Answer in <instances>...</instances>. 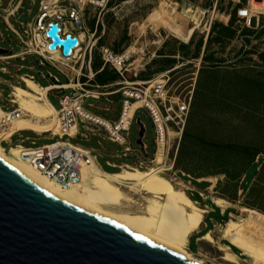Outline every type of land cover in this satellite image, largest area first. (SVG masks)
<instances>
[{
    "label": "rangeland",
    "instance_id": "1",
    "mask_svg": "<svg viewBox=\"0 0 264 264\" xmlns=\"http://www.w3.org/2000/svg\"><path fill=\"white\" fill-rule=\"evenodd\" d=\"M26 1L17 21L12 19L20 33L37 16L42 0H35L34 4L33 0ZM49 1L53 4V13L62 12L68 18L66 10L77 0ZM237 4L238 0H105L101 4L89 3L86 8L89 35L85 63L83 67L82 61L69 66L60 65L70 77H77L71 67L82 68L80 81L86 83L83 87L94 91V94L106 93L101 94L102 99L87 98L84 105L91 112L110 120H117L121 114L119 89L124 79L111 65L105 63V49L117 55L126 54L132 49L127 60V81L169 77L171 93L187 97L192 94L185 134L181 141H174L171 151L175 164L169 161L170 169L164 175L176 186L180 185L181 179L206 182H194L198 190H205L207 183H212L208 178L215 179L218 187L212 191L206 190L207 194L212 198L220 196L227 199L236 219L248 217L264 222V14L247 26L235 15ZM10 11L0 10L4 15ZM68 26L77 28L72 21L68 22ZM0 32L3 34L0 35V47L10 51L0 55L20 53L23 49L21 40L9 29L6 20L3 22L1 18ZM31 39L32 36L28 39L25 37L26 41ZM2 60L0 67L6 66L14 74H24L32 72L28 67L38 62V57L12 59L10 64ZM20 65L25 67L19 71ZM46 66L43 69L51 71L61 83H69L63 73ZM35 77L43 85L50 83L41 74L36 73ZM0 78L4 80L0 83L3 98L9 99L12 92L10 74L0 70ZM54 83L51 81L52 85ZM22 85L26 86L25 83ZM67 91L71 92L70 89ZM56 93L53 91L49 99L59 108L60 100ZM139 119L145 127L143 141L149 157L153 158L157 149V133L153 118L146 108H140L135 114L129 132L130 145L135 151L140 148ZM23 137H29L25 141L26 146H33V141L37 145L50 142L30 131L23 132ZM20 141V137L15 138V142ZM72 142L93 148L99 164L110 172L120 171V168L109 166L108 160L117 165L130 160L105 156L102 153L104 148L114 153L122 149L110 141L99 143L95 137L91 140L72 139ZM4 145L8 146V143ZM259 156L263 160L259 163L257 175L252 182L242 184L243 173ZM253 173L255 169L251 171V177ZM245 185L246 190L243 189ZM126 190L133 194L129 188L126 187ZM136 197L141 198V195ZM193 197L197 199L195 195ZM218 217V213L208 216L207 228L202 232L213 229ZM225 224L222 222V226L217 224L214 228L217 241L222 238L221 230ZM198 236H192L193 250L197 247ZM257 244L264 253V243ZM195 254L203 258L206 264H252V261L254 264H264V259H254L245 254L242 260L246 261L238 263L234 259H223V252L210 243H207L206 250Z\"/></svg>",
    "mask_w": 264,
    "mask_h": 264
},
{
    "label": "built area",
    "instance_id": "2",
    "mask_svg": "<svg viewBox=\"0 0 264 264\" xmlns=\"http://www.w3.org/2000/svg\"><path fill=\"white\" fill-rule=\"evenodd\" d=\"M103 1L105 0H77L75 4L67 8L68 18H66L62 12L56 11L53 13V4L42 0L37 16L27 23L23 33H20L6 21L9 29L21 40L23 49L20 53L7 55L8 58L3 59V62L10 64V61L15 59L13 56L25 58L28 54H34L39 56L41 64H49L63 73L68 78L69 84L72 82L77 83L75 87H68L66 84H62L59 78L52 73L43 74L44 77L51 78L55 82L53 84L55 87L48 90V86L40 84L41 88L47 89V95L51 90H55L60 100V107L56 112L58 133L55 134L52 130L39 132L42 134L50 133L51 136L50 142L41 145H37L34 141L33 146H26L18 142L11 143L6 147L8 151L11 150L12 146L20 147L18 156L23 161L33 164L47 177L55 180L65 188L82 182L85 166L94 160L97 161V157L91 148L73 143L70 139L65 138L70 136L73 130L77 132L80 124L84 125L87 130L104 133L111 142L122 148L117 155L120 158H129L130 160L121 164L119 166L120 170L124 168L131 170L148 169L155 162L160 151H162L165 162L159 165L168 169L171 166L169 161L172 160V165L175 164V157L172 159L171 151L174 141L176 139L181 141L185 134L192 107V94L187 97L171 93L168 87L169 77H158L153 80L139 82L127 81L125 73L128 71L127 60H129V57L124 56V54L117 55L109 49H105L103 51L105 63L111 65L124 79L120 82L122 86L119 89L122 98L121 114L117 120H110L85 108L84 103L87 98H100L101 94L106 95V93L97 92V94H94V91L86 89L83 87V84L86 83L80 81V75L70 77L60 64L69 66L71 63L77 64L82 61L81 67H83L87 56L86 40L87 35H89L86 8L89 3L101 4ZM252 1L238 0L237 4V17L243 20L247 26H251L256 18L264 14V7L254 9ZM69 21H72L77 28H69ZM55 22L59 24L62 39H66L68 35L78 39V43L69 50L68 54L64 52L62 45L54 49L49 47L52 39L47 35V31L50 25ZM20 24L24 26L23 22H20ZM0 35H3L2 32H0ZM29 36H32L31 41H26L25 37L28 39ZM9 52L8 50L7 53ZM57 53L60 55L59 58L54 56ZM73 67H71L72 71H74ZM2 69L10 74L12 92L9 99H4L0 90V133L9 129L15 120L32 116V113L16 99L14 91L17 85L23 87L22 83H25L24 76L35 80L34 76L19 74L18 72L11 73L6 66H3ZM18 70L20 71L21 67H18ZM68 89L71 92H68ZM135 103L140 104L130 115L132 106ZM140 108L148 109L155 123L157 149L153 158L149 157L147 146L143 141L144 136L142 137L143 144H140L138 151L133 150L129 142L130 127L136 112ZM139 123L142 124L140 119Z\"/></svg>",
    "mask_w": 264,
    "mask_h": 264
},
{
    "label": "bare ground",
    "instance_id": "3",
    "mask_svg": "<svg viewBox=\"0 0 264 264\" xmlns=\"http://www.w3.org/2000/svg\"><path fill=\"white\" fill-rule=\"evenodd\" d=\"M252 4L260 9L259 7H264V0H253ZM131 52L132 49H129L124 56L129 57ZM54 56L59 58L60 55L57 53ZM73 69L77 75L82 74V68L74 66ZM25 83V87H15L14 96L32 113V116L15 120L9 129L0 133V159L45 192L175 250L189 261L206 264L204 259L190 251L187 245L190 235L197 231L204 221L207 209L189 196L186 191L187 183L183 179L180 185L176 186L164 175L170 167L165 169L159 165L165 162L162 151L147 170L124 168L117 172H109L94 160L85 166L82 182L67 188L47 177L33 164L23 161L18 156L20 147L12 146L8 151L2 141L11 138L18 130L31 129L36 132L52 130L55 134L58 133L57 109L48 99V88L42 89L41 85L30 77H25ZM69 85L75 87L77 83L72 82ZM139 104L135 103L132 106L130 115ZM72 134H75V130ZM126 187L133 194L127 192ZM138 194L141 198L136 197ZM214 200L223 208L231 204L220 196L214 197ZM222 236L254 259H264V253L257 244L264 243L262 220L257 221L248 217L236 219L235 215H232L223 229ZM203 240L211 244L216 243L210 232ZM221 250L228 253L226 260L231 261L237 256L228 247L221 246Z\"/></svg>",
    "mask_w": 264,
    "mask_h": 264
},
{
    "label": "water",
    "instance_id": "4",
    "mask_svg": "<svg viewBox=\"0 0 264 264\" xmlns=\"http://www.w3.org/2000/svg\"><path fill=\"white\" fill-rule=\"evenodd\" d=\"M47 35L49 47L62 45L66 54L78 43L71 35L62 39L57 22ZM144 133L141 124L139 144ZM0 264L197 263L45 192L0 159Z\"/></svg>",
    "mask_w": 264,
    "mask_h": 264
},
{
    "label": "crops",
    "instance_id": "5",
    "mask_svg": "<svg viewBox=\"0 0 264 264\" xmlns=\"http://www.w3.org/2000/svg\"><path fill=\"white\" fill-rule=\"evenodd\" d=\"M35 3V0H33V4ZM3 4H4V6H3ZM27 4V1L26 0H0V10L1 11H10L11 9H12V6L14 5V7H13V9H12V11H10L9 12V14L8 15H4L2 12H0V18L3 20V22H4V19L6 20V21H8L11 25H13V27H15L14 26V24H13V22H12V19H14L15 21H17V17L19 18L20 17V15H21V12H22V10L24 9V7H25V5ZM6 7V8H5ZM40 8V7H39ZM21 10V11H20ZM17 14H18V16H17ZM3 17V18H2ZM31 22V21H30ZM2 41H5L4 39L2 40ZM27 56H37V55H34V54H28ZM26 56V57H27ZM13 57H15V59H17L19 56H13ZM25 57V58H26ZM38 57V62H36L35 64L33 63V64H31L28 68L30 69V70H32V72L31 73H24V74H27V75H29V76H34L35 77V74L36 73H38V74H41L42 76H43V78H45V79H47V80H49L50 81V83L49 84H47V85H43V84H41L40 82H38L37 80H36V77H35V80L34 81H36L39 85L41 84V85H43V86H48V89H51V88H54L55 86H53L52 84H51V81H53L51 78H46V77H44V75L43 74H48L49 72L50 73H52L51 71H49V70H47V71H45L44 69H43V67L45 68V67H47L46 65H49V64H41L40 62H39V56H37ZM6 58H8V57H6V56H3V55H0V59H6ZM20 59H22V60H25V58H23V57H19ZM1 62H3V61H1ZM50 66V65H49ZM2 67L3 66H1L0 67V70L1 71H3V72H6V71H4L3 69H2ZM19 67H21V69L22 68H24L25 66L24 65H20ZM9 70V69H8ZM7 73V72H6ZM9 74V73H8ZM19 74H21V73H19ZM25 77H28V76H24V81H25ZM1 82H4V80L3 79H1L0 78V83ZM62 84H66V86H68V87H72V86H70L69 85V83H62ZM53 91H55V90H51L50 92H49V94H48V99H49V96H50V94L53 92ZM96 99H102L101 97L100 98H96ZM104 99H106V100H110V99H108V98H104ZM50 100V99H49ZM52 103V102H51ZM52 105H53V103H52ZM54 106V105H53ZM55 107V106H54ZM56 109H58L57 107H55ZM25 131H30V132H33V133H35V134H37L39 137H41V138H43V139H47V140H50L51 141V136L49 135V134H47V133H39V132H36V131H34V130H31V129H23V130H19V131H17L16 133H14L13 134V136L11 137V138H9V139H4L2 142V144H3V146H5L4 144L5 143H8V146L11 144V143H18V142H15V138L16 137H20L21 138V141L19 142V143H23L24 145H25V141L26 140H29V137H23V132H25ZM95 137H97L98 138V142L99 143H101V142H103L104 140L105 141H110L107 137H106V135L104 134V133H100V132H96V131H94V130H92V131H90V130H87L86 128H85V126L84 125H82V124H80L79 126H78V130H77V132H75V134H71L70 136H66L65 138H68V139H70L71 141H72V139H77V138H82V139H85V140H91V139H93V138H95ZM111 142V141H110ZM74 143V142H73ZM113 143V142H112ZM33 144H34V141H33ZM76 144H79V143H76ZM79 145H81V144H79ZM8 146H5V147H8ZM83 146V145H82ZM86 147V146H85ZM90 148V147H89ZM92 149V151L94 152V154L96 155V157H97V154L95 153V150L93 149V148H91ZM102 153L105 155V156H109V157H113V158H119V159H123V158H120L118 155H117V153L118 152H116V153H114L113 151H111V152H108L107 150H106V148H104V151H102ZM97 161H98V158H97ZM126 162V161H125ZM99 163V162H98ZM124 163V162H123ZM122 163V164H123ZM107 164L109 165V166H111V167H118L119 168V166L121 165H117L116 163H114V162H111V161H107ZM101 165V164H100ZM101 167H102V165H101ZM103 168V167H102ZM104 169V168H103ZM104 170H106V169H104ZM108 171V170H107ZM110 172V171H109ZM243 179H244V177H243ZM197 180V179H196ZM202 180V179H201ZM208 180H210V181H212V183L209 185L208 183H207V187H206V189L205 190H198L197 189V187L194 185V181L193 180H188V181H186V180H184L186 183H187V186H186V188L188 189V194H189V196L195 201V202H197L199 205H202V203L204 202V205H202L203 207H205L206 209H207V212L205 213V218H204V221L202 222V224H201V226H200V228L197 230V231H195L194 233H192L191 235H190V237H189V241H188V245H187V247H188V249L190 250V251H192L193 253H201V251H203V250H206L207 249V243H209V242H207V241H205V240H203V238H204V236L208 233V232H210V233H212L213 234V236H214V228H216L217 227V224H219V226H222V222H226L227 223V221L232 217V215H234V210H232V208H231V206H226L225 208H223L222 206H220V205H218L216 202H215V200H214V197L212 198V196L211 195H209V194H207L206 193V190H210V191H212L213 189H214V187L216 188V187H218V184L217 183H215L214 181H215V179L213 180V179H209L208 178ZM198 181V180H197ZM243 181V180H242ZM198 182H200V183H202L203 181H198ZM205 183V182H204ZM242 191V190H241ZM196 196V198L197 199H194V197L193 196ZM216 197V196H215ZM213 213H218L219 214V219L217 220V221H215L214 222V228L213 229H207L206 231H204V232H202L205 228H207V217L208 216H210L211 214H213ZM226 225V224H225ZM225 227V226H224ZM224 229V228H223ZM222 231V233H223V230H221ZM194 234H199V236L197 237V241H198V244H197V247H196V249H191V239H192V236L194 235ZM215 237V236H214ZM216 239V238H215ZM205 241V242H204ZM207 242V243H206ZM230 244H229V243ZM211 244V243H210ZM213 246H215V247H217V249H219L220 251H222L221 250V246L222 247H228L229 249H230V251L232 252V253H234V254H236L237 256V258L236 257H233L232 259H234L235 260V262H240V261H244V260H242L243 259V255L245 254V255H247V256H249V257H251L250 255H248V254H246L244 251H242V249L241 248H239L236 244H234L233 242H231V241H229L228 239H226V238H224L223 236H222V238L220 239V240H216V243H214V244H212ZM237 246V248L235 247V246ZM234 246V247H233ZM223 252V251H222ZM227 255H228V253H225V252H223V255H222V258L223 259H226L227 258ZM251 258H253V257H251ZM241 259V260H240ZM252 260H254V259H252ZM246 261V260H245ZM252 264H254V261H252Z\"/></svg>",
    "mask_w": 264,
    "mask_h": 264
},
{
    "label": "trees",
    "instance_id": "6",
    "mask_svg": "<svg viewBox=\"0 0 264 264\" xmlns=\"http://www.w3.org/2000/svg\"><path fill=\"white\" fill-rule=\"evenodd\" d=\"M235 15L237 16V8H235ZM26 84V83H25ZM263 158L261 156H259V158L257 160H254L252 162V164L245 170V172L243 173L244 179L242 181V184L246 183H250L252 182V180L254 179V177L257 175L258 173V168L260 166V161H262ZM255 169V173H253V176L251 177V171ZM251 177V179H250ZM195 183H199L196 179L194 180ZM204 183V181L202 182ZM206 183V182H205ZM244 190H246V185L245 187H243ZM195 199V198H194ZM229 243V242H228ZM230 244V243H229ZM234 247V246H233Z\"/></svg>",
    "mask_w": 264,
    "mask_h": 264
}]
</instances>
